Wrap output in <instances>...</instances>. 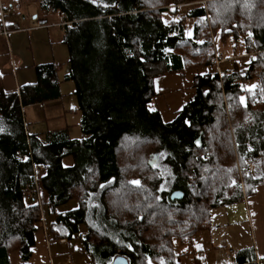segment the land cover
I'll list each match as a JSON object with an SVG mask.
<instances>
[{
	"label": "trees",
	"instance_id": "1",
	"mask_svg": "<svg viewBox=\"0 0 264 264\" xmlns=\"http://www.w3.org/2000/svg\"><path fill=\"white\" fill-rule=\"evenodd\" d=\"M199 1L39 0L42 12L64 18L82 136L26 127L24 108L62 97L59 66L37 67L38 82L18 93L0 79V264L14 252L30 261L43 227L40 188L56 217L53 239L85 226L92 264L118 256L175 264L176 240L210 229L213 210L242 202L264 180V0ZM238 39L249 63L197 75L194 98L170 123L151 110L156 78L206 68L219 44ZM253 163L261 177L243 178V189L241 172ZM175 191L184 198L172 201ZM73 201L78 208L57 213Z\"/></svg>",
	"mask_w": 264,
	"mask_h": 264
},
{
	"label": "crops",
	"instance_id": "2",
	"mask_svg": "<svg viewBox=\"0 0 264 264\" xmlns=\"http://www.w3.org/2000/svg\"><path fill=\"white\" fill-rule=\"evenodd\" d=\"M0 2L4 8L11 9L6 16L10 34L0 36V79L3 89L8 93H18L22 87L38 82L37 67L59 66L62 97L45 105L24 108V120L29 133L42 134L68 128L71 137H78L76 133L80 128L81 113L77 111L75 84L66 80L70 54L63 42L64 23L42 12L38 2L32 1L28 6L20 4L19 0ZM32 6H35L34 10H31ZM244 56H249L245 50L244 54L241 52V57ZM219 72L222 75L226 73L220 66L210 65L187 72L185 76L170 74L156 78V97L150 104L151 110L158 111L165 123L174 121L184 105L195 96L194 78ZM32 107L37 110L30 113L29 108ZM255 164L256 169L253 167L251 177L258 179L261 171ZM250 166L252 170V164ZM39 194L43 227L35 234L36 245L30 261L25 264H92V257L82 242L86 227L80 226V232L72 239H53L50 228L56 222V217L50 214L46 190L40 188ZM76 208L78 203L73 201L58 208L57 213L71 212ZM210 223V229L200 232H206L205 237L200 238L198 233L190 241L194 246L203 240L202 248L179 253L180 264H252L255 261L264 264V180L256 184L252 194L245 196L242 202L213 210ZM231 250L235 253L233 259L229 256ZM10 264H22L19 253L10 255Z\"/></svg>",
	"mask_w": 264,
	"mask_h": 264
},
{
	"label": "rangeland",
	"instance_id": "3",
	"mask_svg": "<svg viewBox=\"0 0 264 264\" xmlns=\"http://www.w3.org/2000/svg\"><path fill=\"white\" fill-rule=\"evenodd\" d=\"M16 1V0H14ZM21 3L20 4H23L25 3V5L29 4L30 2H38L39 3V0H19ZM201 1H199L198 3H200ZM201 3H204V2H201ZM33 5L36 6V3H34ZM28 6V5H27ZM35 6H32L31 7V10H34L35 9ZM190 5H187V4H183V5H180L181 8V15L183 14L182 12H185V7H188ZM33 17H36V14L32 13L31 14ZM181 17V16H180ZM51 18L55 21H61L62 23H64V18L61 17L60 15L58 14H51ZM231 43V42H230ZM228 43L226 45H220L218 46V50L219 52H221L223 55H224V61L223 63L220 65V68L224 71V72H230L232 71V69L234 68V64L235 63H243V64H247L251 61L252 59V56H244V57H241V52L244 54V42L242 39H238L235 43ZM235 54V55H234ZM236 61V62H235ZM235 62V63H234ZM252 85H257V82L256 81H250L248 84H247V87L249 86H252ZM67 90V87L65 88ZM255 88H252L251 90H254ZM37 110V108L35 107H32V108H29V111L31 113V111H34ZM30 127V125H29ZM75 134V133H74ZM76 135L78 137H74L72 136L71 138H80L82 136L81 134V131H80V128H77V133ZM75 135V136H76ZM258 164V163H257ZM256 164L253 163L252 164V170H250L249 174L250 176H247L245 173H244V170L241 172V177H240V181L242 183L241 187L244 189V179L245 177H251L252 174H253V167H254V170L256 169L255 168ZM247 167V166H246ZM246 167L244 169H246ZM207 235L206 232L204 233H200L198 236L201 238V237H205ZM199 238V239H200ZM202 242L203 240H199V242H196L194 244V246H191L190 244V241H180V240H176L175 243H174V251L176 252V255H179V253H189L190 251H192V249H197V248H202ZM182 243H186L185 245ZM205 248V247H204ZM179 257V256H178ZM178 257H176L174 260H175V264H180L179 261H178Z\"/></svg>",
	"mask_w": 264,
	"mask_h": 264
},
{
	"label": "built area",
	"instance_id": "4",
	"mask_svg": "<svg viewBox=\"0 0 264 264\" xmlns=\"http://www.w3.org/2000/svg\"><path fill=\"white\" fill-rule=\"evenodd\" d=\"M205 3V2H204ZM178 8H181L180 6H178ZM11 12V9L10 8H4L0 2V36H8L10 34V31L8 29V25H7V22H6V16L7 14H9ZM183 16V14H182ZM224 61V55L221 53V52H218L211 60V64L213 66H217L219 67ZM220 75H222V72H219ZM46 169V168H44ZM251 170V166L248 165L246 167V169L244 170V173L247 175V176H250L248 175L249 172ZM26 200H33V193L31 192H27L25 193V196ZM230 258H234L235 257V253L231 250L230 251ZM67 264V263H65ZM252 264H259V261H255L253 262Z\"/></svg>",
	"mask_w": 264,
	"mask_h": 264
},
{
	"label": "water",
	"instance_id": "5",
	"mask_svg": "<svg viewBox=\"0 0 264 264\" xmlns=\"http://www.w3.org/2000/svg\"><path fill=\"white\" fill-rule=\"evenodd\" d=\"M184 198V193L181 191H175L171 195L172 201H180ZM111 264H130L129 260L126 257L118 256L114 258L113 262Z\"/></svg>",
	"mask_w": 264,
	"mask_h": 264
},
{
	"label": "snow or ice",
	"instance_id": "6",
	"mask_svg": "<svg viewBox=\"0 0 264 264\" xmlns=\"http://www.w3.org/2000/svg\"><path fill=\"white\" fill-rule=\"evenodd\" d=\"M250 35H251V34H250ZM255 87H256L255 85L249 86V87H248V90L251 91V89H252V88H255ZM240 100H241V103H243V101H244V97H241ZM197 146H199V142H197ZM130 183L138 184L139 182H138V181H131ZM101 187H103V185H101Z\"/></svg>",
	"mask_w": 264,
	"mask_h": 264
}]
</instances>
